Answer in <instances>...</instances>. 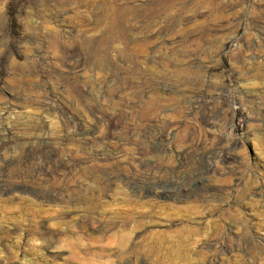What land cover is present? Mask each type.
I'll return each instance as SVG.
<instances>
[{
    "label": "rangeland",
    "instance_id": "374dc122",
    "mask_svg": "<svg viewBox=\"0 0 264 264\" xmlns=\"http://www.w3.org/2000/svg\"><path fill=\"white\" fill-rule=\"evenodd\" d=\"M0 264H264V0H0Z\"/></svg>",
    "mask_w": 264,
    "mask_h": 264
},
{
    "label": "bare ground",
    "instance_id": "6f19581e",
    "mask_svg": "<svg viewBox=\"0 0 264 264\" xmlns=\"http://www.w3.org/2000/svg\"><path fill=\"white\" fill-rule=\"evenodd\" d=\"M143 1V0H142ZM138 3V2H137ZM122 5V4H121ZM124 5V4H123ZM147 5V4H146ZM145 5V6H146ZM121 7V6H120ZM123 7V6H122ZM128 8V7H127ZM124 9V8H123ZM120 10V9H119ZM256 71V70H255ZM260 72H262V71H260ZM255 73H257V72H255ZM259 73V72H258ZM261 74V73H260ZM254 75V74H253ZM252 75V76H253ZM261 76V75H260ZM254 77V76H253ZM257 77V76H256ZM204 122V121H203ZM202 122V123H203ZM205 124V123H204ZM203 125V124H202ZM206 125V124H205ZM204 126V125H203ZM214 126V125H213ZM206 127V126H205ZM35 128V127H34ZM206 130V129H205ZM210 130V129H209ZM212 130V129H211ZM214 130V129H213ZM208 131V130H207ZM212 133V132H211ZM210 133V134H211ZM195 135V134H194ZM197 136V135H196ZM209 136V135H208ZM197 138V137H196ZM209 139H211L212 140V138H209ZM215 139V138H214ZM195 140H197V139H195ZM220 140V139H219ZM129 141H131L130 139H129ZM215 142H216V139H215ZM214 142V143H215ZM217 142H219L218 140H217ZM213 143V144H214ZM190 146V145H189ZM183 149H187V147H185V148H183ZM189 149H191V147L189 148ZM195 150V149H194ZM179 154H181L180 152H179ZM190 154V153H189ZM220 156V155H219ZM221 157V156H220ZM229 157H231V159L233 158V159H236V157L233 155V154H231L230 152H225V154L222 156V160H224V161H226V160H228V159H230ZM220 161V160H219ZM178 196V195H177Z\"/></svg>",
    "mask_w": 264,
    "mask_h": 264
}]
</instances>
